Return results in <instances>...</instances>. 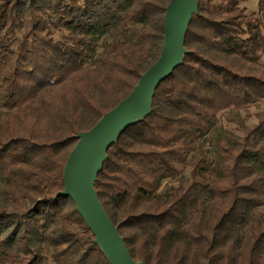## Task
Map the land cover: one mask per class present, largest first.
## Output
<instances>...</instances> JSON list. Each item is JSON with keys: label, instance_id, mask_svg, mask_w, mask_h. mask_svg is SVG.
I'll use <instances>...</instances> for the list:
<instances>
[{"label": "trees", "instance_id": "obj_1", "mask_svg": "<svg viewBox=\"0 0 264 264\" xmlns=\"http://www.w3.org/2000/svg\"><path fill=\"white\" fill-rule=\"evenodd\" d=\"M197 1L182 64L108 148L94 187L137 261L264 264V110L251 126L233 118L241 134L223 130L211 154L201 146L221 113L264 101V0L250 14L243 0ZM168 2L0 0V264H45V247L61 264H109L58 194L62 170L75 134L158 58ZM137 22L90 61L96 35Z\"/></svg>", "mask_w": 264, "mask_h": 264}, {"label": "water", "instance_id": "obj_2", "mask_svg": "<svg viewBox=\"0 0 264 264\" xmlns=\"http://www.w3.org/2000/svg\"><path fill=\"white\" fill-rule=\"evenodd\" d=\"M197 12V0H169L163 18V39L158 58L139 75L124 98L103 113L90 129L75 134L77 140L63 166L64 185L58 194L72 199L94 235L93 242L109 264L146 263L131 256L117 226L99 200L94 187L98 171L107 159L108 148L117 142L119 135L151 112L152 97L159 83L182 64L187 53L185 34L192 14Z\"/></svg>", "mask_w": 264, "mask_h": 264}, {"label": "rangeland", "instance_id": "obj_3", "mask_svg": "<svg viewBox=\"0 0 264 264\" xmlns=\"http://www.w3.org/2000/svg\"><path fill=\"white\" fill-rule=\"evenodd\" d=\"M257 1L258 0H243L241 6L246 9V13L250 14L257 11ZM142 24L140 22L133 23L131 29L127 33H123L117 25L112 26L107 32L102 33L101 35H96L93 51H89L90 61H92L96 55L101 51V47L104 43L110 40H124L133 37V33L136 28L140 27ZM58 34V33H57ZM56 34V36H57ZM19 33L16 32L15 36H18ZM261 110H264V101L257 106H250L242 110H226L221 115H219V120L217 124L212 128V130L203 136L201 146L207 151L208 154H211L215 149L217 140L221 136L223 130H228L236 135H240L241 132L238 128V124L233 121V118H238L244 120L245 124L251 126L256 122L255 114ZM187 175V170L186 174ZM182 176H177L175 178H165L161 180V187L158 193H163L168 186L175 187ZM52 248L45 247L42 255L46 258L45 264H61L57 260L52 259L51 257Z\"/></svg>", "mask_w": 264, "mask_h": 264}]
</instances>
